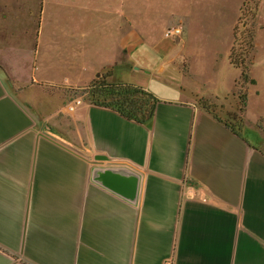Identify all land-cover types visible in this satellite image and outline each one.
<instances>
[{
    "label": "crops",
    "instance_id": "crops-1",
    "mask_svg": "<svg viewBox=\"0 0 264 264\" xmlns=\"http://www.w3.org/2000/svg\"><path fill=\"white\" fill-rule=\"evenodd\" d=\"M5 34L15 31L0 27V264H264V140L196 99L231 92L191 67L166 72L173 48L158 54L134 29L99 65L58 77ZM120 71L130 80H114ZM104 72L149 94L153 117L63 92ZM105 171L135 179L134 198L104 187Z\"/></svg>",
    "mask_w": 264,
    "mask_h": 264
},
{
    "label": "rangeland",
    "instance_id": "rangeland-1",
    "mask_svg": "<svg viewBox=\"0 0 264 264\" xmlns=\"http://www.w3.org/2000/svg\"><path fill=\"white\" fill-rule=\"evenodd\" d=\"M0 10V27L15 31V35L2 36L3 40L30 62L38 52L52 76L67 75L63 73L73 70V65L75 72L83 65H99L117 37L131 29L158 54L173 48L174 65H166V72L171 69L173 75L175 71L185 75L191 67L198 81L218 96L231 92L219 100L196 98L197 103L219 113L232 127L249 126L264 140V117L250 124L238 110L237 94L243 90L235 93L233 89L241 72L228 59L233 46L235 58L247 53L249 35L254 33L255 47L247 58L252 60L249 76L256 81L248 87L249 110L252 117L264 116V0H0ZM178 26L181 35L165 37L168 29ZM168 73L173 80L182 79ZM117 79L130 80L125 71L118 72ZM97 81L87 89L63 92L71 99L99 103L103 98L93 90ZM158 85L151 83V87ZM117 101L136 116L145 115L152 105L150 97L139 91L107 97L105 103Z\"/></svg>",
    "mask_w": 264,
    "mask_h": 264
},
{
    "label": "trees",
    "instance_id": "trees-1",
    "mask_svg": "<svg viewBox=\"0 0 264 264\" xmlns=\"http://www.w3.org/2000/svg\"><path fill=\"white\" fill-rule=\"evenodd\" d=\"M255 47V35L254 33H251L249 35V42H248V52L247 53H240L238 54V58H235L234 56V46L232 47L230 54H229V62L231 64L232 67L239 69L240 70V77L239 80L236 82L235 84V93H237L239 90H243V93H238L237 94V98L239 100V112L244 114L246 111V107H247V91L246 88L249 85H256V81L255 79L251 78L249 76V66L252 63L247 59L248 58V54L250 51H252ZM111 77V73L107 72L104 75H102L101 77H99L96 82V84H94L93 86V90L95 89L97 92H99V97L103 98V101L101 102H95L94 104H99V105H103V106H107V107H111L113 109H117L119 112H121V114H123L124 116H126L127 118L136 120L138 122L141 123H145L146 121L150 120L153 115H154V105H155V100L152 99V105L150 106L148 112L145 115H140V116H136L132 113H129V111H126L125 109L121 108V106L118 104H107L105 103L106 98L107 97H118L119 95H122L123 93H127L130 91H139V92H144L148 97L151 98V96L149 94H147L145 91H143L141 88L138 87H134L132 85L129 84H122V83H114L109 81V78ZM92 85V84H91ZM89 85L88 88L91 86ZM87 89V88H86ZM103 94V95H102ZM203 107L205 109H207L204 105ZM208 110V109H207ZM211 111L212 110H208ZM214 113V112H213ZM226 125L229 126V128H231V130L236 131V130H240L238 128L232 127V125L226 121ZM242 128V127H241Z\"/></svg>",
    "mask_w": 264,
    "mask_h": 264
},
{
    "label": "water",
    "instance_id": "water-1",
    "mask_svg": "<svg viewBox=\"0 0 264 264\" xmlns=\"http://www.w3.org/2000/svg\"><path fill=\"white\" fill-rule=\"evenodd\" d=\"M100 180H102L104 187L124 198L133 199L136 194L135 179L127 180L121 177V175L115 174L111 171H105L100 176Z\"/></svg>",
    "mask_w": 264,
    "mask_h": 264
},
{
    "label": "built area",
    "instance_id": "built-area-1",
    "mask_svg": "<svg viewBox=\"0 0 264 264\" xmlns=\"http://www.w3.org/2000/svg\"><path fill=\"white\" fill-rule=\"evenodd\" d=\"M179 35H181V27L180 26L168 29L165 32V37H170V36L178 37ZM168 264H170V263H168Z\"/></svg>",
    "mask_w": 264,
    "mask_h": 264
}]
</instances>
